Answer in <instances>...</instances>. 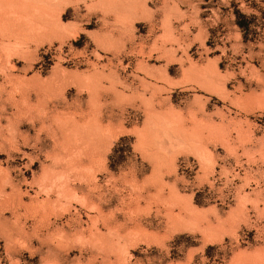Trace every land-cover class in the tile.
Listing matches in <instances>:
<instances>
[{
  "label": "rangeland",
  "instance_id": "rangeland-1",
  "mask_svg": "<svg viewBox=\"0 0 264 264\" xmlns=\"http://www.w3.org/2000/svg\"><path fill=\"white\" fill-rule=\"evenodd\" d=\"M0 264H264V0H0Z\"/></svg>",
  "mask_w": 264,
  "mask_h": 264
},
{
  "label": "trees",
  "instance_id": "trees-1",
  "mask_svg": "<svg viewBox=\"0 0 264 264\" xmlns=\"http://www.w3.org/2000/svg\"><path fill=\"white\" fill-rule=\"evenodd\" d=\"M235 13H236V17H237L236 22L238 23V25H239L240 27L243 28V27H244V24H243V22H241V21L239 20V17L241 16L240 12H239V11H236Z\"/></svg>",
  "mask_w": 264,
  "mask_h": 264
}]
</instances>
